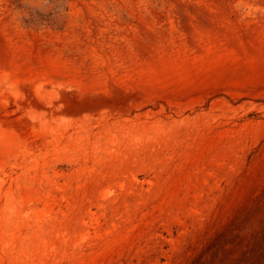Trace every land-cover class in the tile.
Returning <instances> with one entry per match:
<instances>
[{"label":"rangeland","instance_id":"obj_1","mask_svg":"<svg viewBox=\"0 0 264 264\" xmlns=\"http://www.w3.org/2000/svg\"><path fill=\"white\" fill-rule=\"evenodd\" d=\"M0 264H264V0H0Z\"/></svg>","mask_w":264,"mask_h":264}]
</instances>
